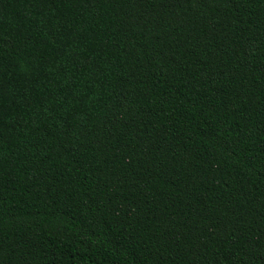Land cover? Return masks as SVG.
<instances>
[{
	"label": "trees",
	"instance_id": "trees-1",
	"mask_svg": "<svg viewBox=\"0 0 264 264\" xmlns=\"http://www.w3.org/2000/svg\"><path fill=\"white\" fill-rule=\"evenodd\" d=\"M0 264H264V0H0Z\"/></svg>",
	"mask_w": 264,
	"mask_h": 264
}]
</instances>
